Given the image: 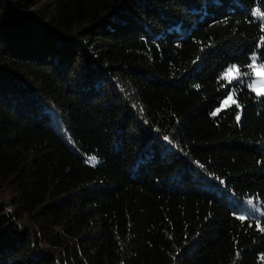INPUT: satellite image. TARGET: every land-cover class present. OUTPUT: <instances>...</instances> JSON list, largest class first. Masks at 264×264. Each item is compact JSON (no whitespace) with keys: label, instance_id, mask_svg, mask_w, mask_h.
Instances as JSON below:
<instances>
[{"label":"trees","instance_id":"1","mask_svg":"<svg viewBox=\"0 0 264 264\" xmlns=\"http://www.w3.org/2000/svg\"><path fill=\"white\" fill-rule=\"evenodd\" d=\"M253 59L264 0H0V264H264Z\"/></svg>","mask_w":264,"mask_h":264},{"label":"rangeland","instance_id":"2","mask_svg":"<svg viewBox=\"0 0 264 264\" xmlns=\"http://www.w3.org/2000/svg\"><path fill=\"white\" fill-rule=\"evenodd\" d=\"M264 67L263 65H259L256 63V68ZM251 76L252 79L248 84L249 89L257 96H263L264 97V75H257L255 71L251 68ZM238 75L236 74V70H233L231 75H228L227 72L224 75V78L229 81L237 80ZM255 89V90H254ZM257 92H260L258 95ZM233 104V98L231 96V99L226 98L222 102L221 106L218 108L219 111L225 109L226 107ZM218 111L216 110V113ZM7 198H5L6 200ZM252 207V206H251ZM250 206H246L240 209V212L243 216H247L249 218H255V219H262L264 220V215L260 214L259 212H256L254 209H252ZM264 228V227H263Z\"/></svg>","mask_w":264,"mask_h":264},{"label":"snow or ice","instance_id":"3","mask_svg":"<svg viewBox=\"0 0 264 264\" xmlns=\"http://www.w3.org/2000/svg\"><path fill=\"white\" fill-rule=\"evenodd\" d=\"M256 13H253V15H255ZM253 69V71H255L257 73V75H264V67L261 68H256V60L253 59L252 64L249 66ZM233 70H236L238 72L237 66L236 65H231L228 69H227V74L231 75ZM245 75H250V73H245ZM229 83H231V81H229ZM255 90V89H254ZM257 94L259 95L260 92H257ZM229 99H231V94H229ZM217 111H219V109H217ZM216 113H213V115H215ZM237 120H239V116L236 117ZM167 139V137H166Z\"/></svg>","mask_w":264,"mask_h":264}]
</instances>
